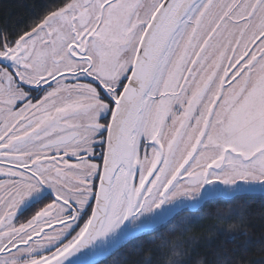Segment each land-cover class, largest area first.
I'll use <instances>...</instances> for the list:
<instances>
[{
	"label": "snow or ice",
	"instance_id": "snow-or-ice-1",
	"mask_svg": "<svg viewBox=\"0 0 264 264\" xmlns=\"http://www.w3.org/2000/svg\"><path fill=\"white\" fill-rule=\"evenodd\" d=\"M0 178V264H97L178 201L264 189V0H48L0 28Z\"/></svg>",
	"mask_w": 264,
	"mask_h": 264
},
{
	"label": "trees",
	"instance_id": "trees-1",
	"mask_svg": "<svg viewBox=\"0 0 264 264\" xmlns=\"http://www.w3.org/2000/svg\"><path fill=\"white\" fill-rule=\"evenodd\" d=\"M48 0H0V28L39 16ZM264 264V197L240 196L183 212L100 264Z\"/></svg>",
	"mask_w": 264,
	"mask_h": 264
},
{
	"label": "water",
	"instance_id": "water-1",
	"mask_svg": "<svg viewBox=\"0 0 264 264\" xmlns=\"http://www.w3.org/2000/svg\"><path fill=\"white\" fill-rule=\"evenodd\" d=\"M221 186L222 185H217L219 191H220V187ZM240 187L243 188V189H241V191H239V192H235V193H232V194H225L226 192L220 191L222 193H219L215 198L207 199V200L201 202L200 204H196L195 206H192L193 203H190V202L182 204L181 207H178L176 209L175 214H170V215L166 216L163 220L151 224L145 231L138 232L135 235L134 238L140 237L142 235L153 233L154 231H156V230L160 229L161 227L167 225L169 222H171L173 219H175L178 215H180L183 212L187 211V212H190V213H197L208 202L213 201V200H217V199L232 200V199H234L236 197H240V196H261V197H264V190L258 185L257 186H253V188L251 190L248 189V187L243 185V184H241ZM167 207L168 206H165V208H167ZM157 211L159 212L161 210H157ZM134 238H132V239H134ZM132 239H129L126 242H124L123 245L126 244L127 242H129ZM121 247H119L118 249H116L113 252H111V254H103V255L96 256L95 259L97 261V264H100L102 261H104L105 259L110 257L114 252L118 251Z\"/></svg>",
	"mask_w": 264,
	"mask_h": 264
},
{
	"label": "rangeland",
	"instance_id": "rangeland-1",
	"mask_svg": "<svg viewBox=\"0 0 264 264\" xmlns=\"http://www.w3.org/2000/svg\"><path fill=\"white\" fill-rule=\"evenodd\" d=\"M216 187H217V186H216ZM217 189H218V187H217ZM241 189H243V188H241ZM263 190H264V189H263ZM220 191H224V192H226V193H229V192H230L229 190L224 189L223 186L220 187ZM220 191H219V193H222V192H220ZM189 202H190V203H193V202H191V201H178V203L181 204V205H182V204H185V203H189Z\"/></svg>",
	"mask_w": 264,
	"mask_h": 264
},
{
	"label": "flooded vegetation",
	"instance_id": "flooded-vegetation-1",
	"mask_svg": "<svg viewBox=\"0 0 264 264\" xmlns=\"http://www.w3.org/2000/svg\"><path fill=\"white\" fill-rule=\"evenodd\" d=\"M0 179H2V178H0Z\"/></svg>",
	"mask_w": 264,
	"mask_h": 264
}]
</instances>
